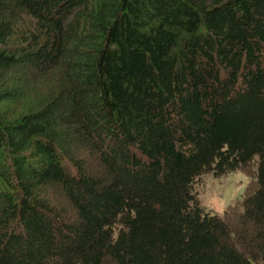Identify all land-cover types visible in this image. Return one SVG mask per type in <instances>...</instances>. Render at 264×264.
<instances>
[{
    "label": "trees",
    "instance_id": "trees-1",
    "mask_svg": "<svg viewBox=\"0 0 264 264\" xmlns=\"http://www.w3.org/2000/svg\"><path fill=\"white\" fill-rule=\"evenodd\" d=\"M0 264H264V0H0Z\"/></svg>",
    "mask_w": 264,
    "mask_h": 264
},
{
    "label": "rangeland",
    "instance_id": "rangeland-1",
    "mask_svg": "<svg viewBox=\"0 0 264 264\" xmlns=\"http://www.w3.org/2000/svg\"><path fill=\"white\" fill-rule=\"evenodd\" d=\"M251 167L221 177H215L211 173L202 176L196 185V191L204 210L221 217L231 210H239L247 189L255 181L256 167Z\"/></svg>",
    "mask_w": 264,
    "mask_h": 264
}]
</instances>
